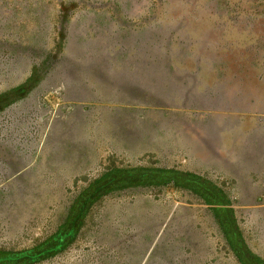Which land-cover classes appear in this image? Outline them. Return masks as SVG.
Instances as JSON below:
<instances>
[{
  "label": "rangeland",
  "instance_id": "rangeland-1",
  "mask_svg": "<svg viewBox=\"0 0 264 264\" xmlns=\"http://www.w3.org/2000/svg\"><path fill=\"white\" fill-rule=\"evenodd\" d=\"M5 94L0 250L138 170L103 181L69 245L16 264H243L233 219L264 261V0H0Z\"/></svg>",
  "mask_w": 264,
  "mask_h": 264
},
{
  "label": "trees",
  "instance_id": "trees-1",
  "mask_svg": "<svg viewBox=\"0 0 264 264\" xmlns=\"http://www.w3.org/2000/svg\"><path fill=\"white\" fill-rule=\"evenodd\" d=\"M142 175L144 176L147 174L150 170H142ZM160 172H167L166 170H162ZM168 172H175V171H168ZM138 173V170H122V169H116L113 171H110L107 173L103 178L97 180L92 185H90L88 188H86L84 191H82L74 203L71 205L68 214L64 220V222L59 226L56 233H54L51 237L47 238L43 242L37 244L36 246L25 249L21 251H5L0 250V264H16V260L20 259L22 257H29L31 259L40 260L42 258H47L49 256H52L54 253H57L61 251L63 248H65L67 245H69L74 238L76 237L78 231L80 230L83 219L87 214V210L89 206L100 196L103 194L104 190V182L106 178L117 175L121 177H135ZM179 173V172H176ZM191 177H194L196 179H201L199 176L194 174H188ZM137 182L132 181H126L125 185H132ZM234 221V227L235 232H233L234 237L238 238L239 242L246 247L245 241L236 225L235 219ZM224 227H226L223 224ZM226 229V228H225ZM226 236L228 238V241L230 245L233 247V249L237 252L239 258L241 259L243 264H249L244 257L242 256V253L238 249V247L235 244L234 237L231 235L227 229L225 231ZM246 251L250 254V256L256 260L258 264H264V261L250 252L247 247L245 248ZM50 251V252H48Z\"/></svg>",
  "mask_w": 264,
  "mask_h": 264
},
{
  "label": "water",
  "instance_id": "water-1",
  "mask_svg": "<svg viewBox=\"0 0 264 264\" xmlns=\"http://www.w3.org/2000/svg\"><path fill=\"white\" fill-rule=\"evenodd\" d=\"M25 92V88H19L15 93H11V95L9 94H5L3 96L0 97V108L3 107V104L7 101V99L9 98V96L13 97V96H21L23 95ZM9 95V96H8Z\"/></svg>",
  "mask_w": 264,
  "mask_h": 264
},
{
  "label": "flooded vegetation",
  "instance_id": "flooded-vegetation-1",
  "mask_svg": "<svg viewBox=\"0 0 264 264\" xmlns=\"http://www.w3.org/2000/svg\"><path fill=\"white\" fill-rule=\"evenodd\" d=\"M228 225V222L226 223V227ZM242 253V256L244 257V259L249 263V264H255L252 262V257L250 256V254L246 251V249L244 248V250L240 251Z\"/></svg>",
  "mask_w": 264,
  "mask_h": 264
}]
</instances>
